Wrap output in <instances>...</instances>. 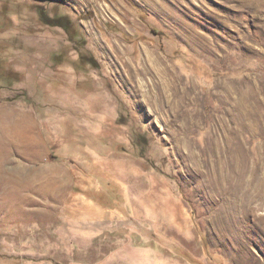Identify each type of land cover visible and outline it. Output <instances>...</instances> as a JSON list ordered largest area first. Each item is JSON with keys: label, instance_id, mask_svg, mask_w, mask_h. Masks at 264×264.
Wrapping results in <instances>:
<instances>
[{"label": "rangeland", "instance_id": "obj_1", "mask_svg": "<svg viewBox=\"0 0 264 264\" xmlns=\"http://www.w3.org/2000/svg\"><path fill=\"white\" fill-rule=\"evenodd\" d=\"M0 100L51 144L0 264H264V0H0Z\"/></svg>", "mask_w": 264, "mask_h": 264}, {"label": "crops", "instance_id": "obj_2", "mask_svg": "<svg viewBox=\"0 0 264 264\" xmlns=\"http://www.w3.org/2000/svg\"><path fill=\"white\" fill-rule=\"evenodd\" d=\"M51 148L43 123L33 106L0 100V206L30 205L35 190H44L43 173L50 165ZM38 169V170H37Z\"/></svg>", "mask_w": 264, "mask_h": 264}, {"label": "bare ground", "instance_id": "obj_3", "mask_svg": "<svg viewBox=\"0 0 264 264\" xmlns=\"http://www.w3.org/2000/svg\"><path fill=\"white\" fill-rule=\"evenodd\" d=\"M139 86V85H138ZM165 87V86H164ZM141 94V93H140ZM169 95V94H168ZM142 96V95H141ZM168 98L166 97V95L163 93V94H161V100L164 102V103H168V100H167ZM177 99V98H176ZM175 100V99H174ZM176 101V100H175ZM182 103V102H181ZM183 148V147H182ZM179 153L181 154V155H184V153H183V151H182V149H180V147H179ZM219 155V154H218Z\"/></svg>", "mask_w": 264, "mask_h": 264}, {"label": "trees", "instance_id": "obj_4", "mask_svg": "<svg viewBox=\"0 0 264 264\" xmlns=\"http://www.w3.org/2000/svg\"><path fill=\"white\" fill-rule=\"evenodd\" d=\"M57 59V58H56ZM77 69L80 68L78 65H76ZM51 145V144H50Z\"/></svg>", "mask_w": 264, "mask_h": 264}]
</instances>
